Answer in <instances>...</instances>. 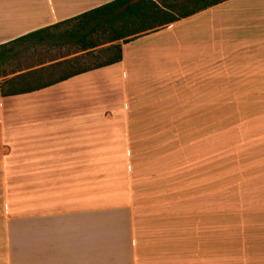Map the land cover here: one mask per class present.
Returning <instances> with one entry per match:
<instances>
[{
    "label": "crops",
    "instance_id": "obj_1",
    "mask_svg": "<svg viewBox=\"0 0 264 264\" xmlns=\"http://www.w3.org/2000/svg\"><path fill=\"white\" fill-rule=\"evenodd\" d=\"M109 1L0 0V45ZM122 50L29 92L2 83L59 78L70 63L53 64L85 51L0 77V264H264V0H226ZM215 76L225 108L250 109L225 210L207 163L191 179L188 162L215 121Z\"/></svg>",
    "mask_w": 264,
    "mask_h": 264
},
{
    "label": "trees",
    "instance_id": "obj_2",
    "mask_svg": "<svg viewBox=\"0 0 264 264\" xmlns=\"http://www.w3.org/2000/svg\"><path fill=\"white\" fill-rule=\"evenodd\" d=\"M224 1L226 0H112L74 17L27 33L0 45V77L24 68L9 70L5 67L8 61L19 55V47L22 45L76 46L88 54L109 44L102 48L114 51V55L95 66L82 68H77L78 56L55 63L54 66L68 62L69 70L59 78L44 83L40 81V76H37L42 69L17 75L2 83V93L13 95L29 92L94 67L119 62L123 57L122 42L126 43L157 31Z\"/></svg>",
    "mask_w": 264,
    "mask_h": 264
},
{
    "label": "rangeland",
    "instance_id": "obj_3",
    "mask_svg": "<svg viewBox=\"0 0 264 264\" xmlns=\"http://www.w3.org/2000/svg\"><path fill=\"white\" fill-rule=\"evenodd\" d=\"M218 20H225V6L218 10ZM220 18V19H219ZM221 30L225 33L223 29V24L220 26ZM106 47V45H104ZM20 53L18 56L14 57L12 60L8 61L5 65L9 70H17L23 67H28L33 64H39V62L62 56L67 54H72L79 52V48L76 46H56L53 44H36L32 46L22 45L19 47ZM114 55V51H110L106 48L99 47L94 52L85 54V52L78 56L77 68H82L86 66H95L98 63L104 62ZM215 85L220 86V91L215 92L213 117L214 122L208 125V135L207 139H200L197 142H193V149L196 151V155L190 156L188 162L196 164V174L190 173L191 179H205L214 181L213 195L215 198V203L219 205L218 207L225 210V184L222 182L230 177L229 164L237 163L238 160V148L239 143L243 145L244 139L239 138L247 135L249 130L247 128L243 129L241 126V131H238L239 125L238 120L242 116L240 112L246 113L250 109H239L237 107H226L225 108V77L215 76ZM241 132V133H240ZM246 132V133H245ZM187 162L183 159V165ZM207 163L208 173L205 175V164ZM229 163V164H228ZM193 168L195 167L192 164ZM225 165H227L225 167ZM205 175V176H204ZM215 206V209H218Z\"/></svg>",
    "mask_w": 264,
    "mask_h": 264
}]
</instances>
